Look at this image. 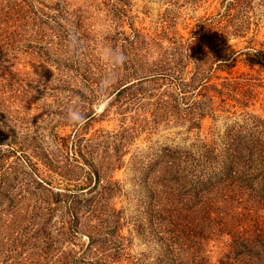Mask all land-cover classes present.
Listing matches in <instances>:
<instances>
[{"label": "rangeland", "instance_id": "rangeland-1", "mask_svg": "<svg viewBox=\"0 0 264 264\" xmlns=\"http://www.w3.org/2000/svg\"><path fill=\"white\" fill-rule=\"evenodd\" d=\"M32 2L40 8L43 4L54 8L56 3L64 7L45 9L47 16H41L43 27L54 25V32L63 26L72 35L79 25L88 27L91 53L102 62L111 61L112 46L121 44V40L114 45L108 39L116 32L109 20L113 5L123 8L119 29L127 36L133 34L132 28L139 31L137 55L146 64L178 53L175 58L188 63L189 78L194 64L184 55L194 52L186 51L187 43L192 42V49L202 52H195V58H209L200 64L209 67L210 83L220 85L224 79L234 78L253 85L255 97L247 106L240 108L229 100L222 110L216 97V109L202 119L195 107L209 105L208 96L179 94L162 80L143 83L148 91L134 101L126 103L122 98L107 108L109 90L93 93L78 75L64 70L62 51L68 48L55 44L54 32L47 29L49 36L43 42L29 40L18 48L8 46L0 36V264H60L69 251L85 250L86 233L72 239L63 230L71 220L70 193H75V182L69 180H85L84 166L76 167L68 148L74 135L92 162L103 167L115 163L101 178L116 184L108 206L115 208L114 220L123 236L126 259L122 264L151 263L163 251L150 235V223L157 221L154 211L158 209L151 190L163 175L164 165L158 161L162 152L166 148L194 150L201 143L218 141L229 125L247 121L248 113L264 119V70L256 62L257 52L264 51V0H251L242 12L245 15L238 19L240 30L227 26L221 35H216L212 22L224 11L221 0ZM69 104L81 113L80 122L67 119ZM79 221H84L83 217ZM207 252L213 261L220 254L214 246Z\"/></svg>", "mask_w": 264, "mask_h": 264}, {"label": "trees", "instance_id": "trees-1", "mask_svg": "<svg viewBox=\"0 0 264 264\" xmlns=\"http://www.w3.org/2000/svg\"><path fill=\"white\" fill-rule=\"evenodd\" d=\"M250 1L221 0L224 11L212 21L216 35L225 33L227 26L240 30L239 21L245 15L242 12H246ZM54 6L43 4L44 8H40L32 0H0L1 40L16 48L29 40L43 42L49 36L47 29L54 32V25L43 27L45 22L41 16H47L45 9L64 8L60 3ZM109 10L113 14L110 25L116 32L108 39L114 45L121 40L119 47L112 46L110 58L122 56L119 64L111 59L108 63L102 62L91 53L88 27L79 25V31L70 35L60 26L53 34L57 46L68 48L62 51L66 56L62 63L64 70L78 75L93 93L109 90L107 108L122 98L127 99L126 103L134 101L139 94L145 95L148 91L142 87L143 83L155 84L159 80L167 81V86L179 94L208 96L209 105L202 103L195 107L198 119L208 112L213 113L216 97L222 110L229 105V100L243 108L255 97L250 88L253 85L244 79H224L220 85L210 83L211 76L206 73L209 67L201 68L200 64L209 58H195V52L200 55L202 52L192 49V42L187 43L186 51L194 52L184 55V59L189 58L188 62L194 64L189 78L185 70L188 63L175 58L178 53L168 60L163 56L157 62L146 64L137 55L139 31L132 28L133 34L127 36L119 29L122 28L119 14L123 15V8L118 10L111 5ZM223 20L225 25L221 24ZM197 44L200 49L199 42ZM256 60L264 70V51L257 52ZM117 108L121 109V105ZM246 119L229 125L218 141L201 143L194 150L166 148L162 152L158 161L164 165L163 175L153 182L151 190L158 209L154 211L157 221L150 223L153 226L150 235L163 251L147 264H264V119L252 113H248ZM77 137L73 136L68 148L76 167L83 169L84 166L85 180H69L75 182L72 189L75 193H70L68 215L71 220L63 230L66 229L64 233L72 239L86 233L88 242L85 250H71L62 256L60 264H122L126 259L123 236L118 221L114 220L115 208L108 206L116 184L107 177L101 178L115 163L111 161L109 167H103L92 162ZM79 160L83 165L78 164ZM83 189L86 190L83 192ZM79 195L90 196L77 200ZM80 217L84 219L81 223ZM220 236L224 238L221 242ZM213 246L219 248L216 261L207 252Z\"/></svg>", "mask_w": 264, "mask_h": 264}, {"label": "clouds", "instance_id": "clouds-1", "mask_svg": "<svg viewBox=\"0 0 264 264\" xmlns=\"http://www.w3.org/2000/svg\"><path fill=\"white\" fill-rule=\"evenodd\" d=\"M113 62L119 64L123 61V57H111L110 58ZM82 115L79 110L76 108L74 104H69L67 109V119L72 123H78L82 120Z\"/></svg>", "mask_w": 264, "mask_h": 264}]
</instances>
